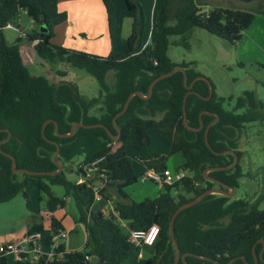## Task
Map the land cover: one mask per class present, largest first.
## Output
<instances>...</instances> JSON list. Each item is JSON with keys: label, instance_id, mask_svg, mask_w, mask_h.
Here are the masks:
<instances>
[{"label": "trees", "instance_id": "obj_1", "mask_svg": "<svg viewBox=\"0 0 264 264\" xmlns=\"http://www.w3.org/2000/svg\"><path fill=\"white\" fill-rule=\"evenodd\" d=\"M107 14L111 36L115 32L114 5L111 0H101ZM251 2L255 0H237ZM58 0H0V129L7 128L11 138L1 144L3 151L16 160L17 168L36 171L56 169L52 155L59 144L57 159L63 163V170L53 175H29L14 173L11 159L0 152V203L12 200L33 183L38 198L45 203L49 215L52 236L62 229L53 212L65 206L67 200L74 202V220L82 223L87 231V242L80 250L66 251L63 243L53 248L54 255L49 261L37 264H91L96 256L102 264H121L136 247L128 240L131 230H146L151 224L159 226L158 240L153 246L145 264H174L175 249L171 243L168 228L174 210L181 203L199 195L207 188L216 186L204 178L203 171L211 166H225L233 161V155L212 152L204 142V130L214 118L203 113L204 127L191 131L183 125V97L188 89L184 86L183 72L176 71L155 83L149 98L134 95L126 111L116 118L120 128L118 140H114L103 127H77L72 136H57L58 131L66 133L73 122L84 124L101 123L117 135L113 117L119 112L132 91L147 94L149 83L158 75L169 72L176 66L186 69L187 84L201 75L191 63L175 62L168 55L169 38L179 35L186 42L195 28L220 37L235 45L242 32L254 18L251 10L213 6L202 11L208 4L204 0H163L161 15L153 23L154 41L145 44V14L140 0H125L126 10L132 16L131 30L126 38L123 52H110L102 56L82 50L54 44V27L67 19L66 11L58 9ZM20 10L45 31L25 34L33 43L34 50L42 59H58L78 69H84L99 84V94L85 98L72 82H51L47 77L32 75L24 64L20 52L22 38L8 43L2 30ZM264 15V8L259 10ZM108 71H114V82H106ZM60 77L64 72H58ZM264 87V80L261 82ZM192 90L202 96L208 95V84L198 79ZM233 97L218 96L214 92L209 99L190 93L186 99V120L192 127L199 126L200 113L204 110L217 112L219 120L208 131V142L214 151L233 150L239 157L237 165L230 170H214L208 174L230 186L238 188L239 179L244 175L240 163L245 154L239 148V140L245 125L264 121V104L254 92L244 91L238 96L231 109L225 103ZM155 129L159 138L168 145V154L181 153V168L189 169L191 175L171 185H163L153 200L137 202L131 199L125 188L136 183L138 175L133 170L127 149L134 147L146 150L151 144L149 131ZM7 133L0 131V140ZM52 141V142H51ZM114 143H118L115 148ZM80 156L81 162L75 169L73 158ZM165 156L149 152L146 159L148 169L162 170ZM73 171L74 179H68L64 166ZM85 167H90L87 170ZM71 168V169H70ZM82 181H79V180ZM98 183L99 185H96ZM178 184L191 193V197L179 195L174 198L171 187ZM54 186L63 189L62 194ZM107 200L115 199L114 212L105 215L94 210L95 195ZM121 222H125L124 231ZM41 222L30 232L40 231ZM174 234L181 253L191 252L204 255L217 264H226L229 259L244 256L253 263L264 264V209L247 197L229 198L210 194L200 202L183 209L175 218ZM263 240V242L260 241ZM48 243L51 242L49 239ZM212 260L187 255V264H213ZM0 264H6V256L0 257ZM16 264H34L18 260ZM178 264H185L181 259ZM232 264H246L236 259Z\"/></svg>", "mask_w": 264, "mask_h": 264}, {"label": "rangeland", "instance_id": "obj_2", "mask_svg": "<svg viewBox=\"0 0 264 264\" xmlns=\"http://www.w3.org/2000/svg\"><path fill=\"white\" fill-rule=\"evenodd\" d=\"M204 1H207L208 4L202 6V11H208L213 6L240 8L253 11L254 18L242 32L240 40L235 45L199 28L191 31L186 42L181 41L179 35H173L169 38V57L178 63H191L190 67L195 68L201 73V76L206 77L211 82L214 92L218 96L227 97L231 95L233 97L232 101L225 103V107L228 109L232 108L236 98L242 95L244 91L254 92L255 96L264 104V87L261 84L264 80V15L259 11L261 7L264 8V0L251 2L237 0ZM143 2L145 8H148L152 3L150 0H143ZM9 25L2 30L3 37L8 43L15 42L19 37L22 38V58L32 75L47 77L54 83L62 80L72 82L77 86L80 95L85 98L99 94L98 82L84 69H78L58 59H42L37 55L33 43L29 42L24 35L37 31L39 27L24 10H20L9 22ZM144 41L145 44H152L154 41L153 23L150 24L149 20L145 25ZM78 45L80 44L78 43ZM58 72H64L65 76L60 77ZM105 79L109 85H112L115 80L114 71H108ZM149 135L151 144L148 149L143 150L134 147L127 149V155L131 158L132 167L134 172L138 173V178L142 177L147 171L144 161L147 159L149 152H156L165 156L164 165L172 174H176L178 170L182 169V154H168V145L159 138L155 129H151ZM116 146H118V143H114L113 147ZM239 148L245 153L240 160L244 168V175L239 179L235 197L245 196L250 201L256 202L259 208L264 209V121L245 125V131L239 140ZM80 162V156L73 158V169ZM68 169L69 167L65 165L66 177L74 179L75 174L73 171L69 172ZM186 174L189 176L191 172L187 171ZM147 183L151 186L150 190L158 185L149 179H147ZM53 189L57 194L63 193L60 186H54ZM170 189V193L174 198L179 195L192 196L191 193L182 188L181 184ZM25 192L26 198L22 193H19L12 200L0 203V245L1 243L16 241V235L21 231L19 227L26 223H32L31 219L37 215L42 217L40 220L43 226L41 230V234H43L42 244L46 248L48 247L49 250L60 242L72 251L85 243L87 232L82 223L74 220L76 206L73 201L67 200L65 206L61 209L58 208L54 213L56 218L62 219L64 231L62 235L60 232L59 235L52 238L51 229L48 225L49 220L46 218L45 203L39 201L36 186L33 183H28ZM129 197L131 196L129 195ZM49 239L52 241L47 243ZM147 248H151L150 251H147ZM151 251L152 247L142 246V258L139 259L142 262L141 264H144V260L150 256ZM137 252V249L134 248L130 253L137 256ZM14 256L13 253H7L6 264H14ZM131 261L134 262L133 264H137V260L131 257L121 264H128L127 262Z\"/></svg>", "mask_w": 264, "mask_h": 264}, {"label": "crops", "instance_id": "obj_3", "mask_svg": "<svg viewBox=\"0 0 264 264\" xmlns=\"http://www.w3.org/2000/svg\"><path fill=\"white\" fill-rule=\"evenodd\" d=\"M111 1L114 5V16L116 22L114 36L110 35L108 23H107L106 10L101 0H58L57 3L58 9L61 11H66L67 19L64 22L54 27V37L52 38V42L54 44L68 46V48L71 49L76 48L77 50H82V51L86 50V52L90 51L89 53L102 55V56H105L112 51L119 53L123 52L126 48V38L131 30L132 16L126 10L125 0H111ZM150 1L152 3H150L148 8H145L143 0H140L145 14V25L148 20L150 24L154 23L162 13L163 0H150ZM78 43L80 45H78ZM87 48H91V49H87ZM20 52H21V46H20ZM49 80L53 82L51 79ZM144 166H146V160L144 161ZM147 170L149 169L147 168ZM137 174L138 173H136V175ZM138 179H139V181L137 180L138 182L125 188L126 193H128L131 196L130 198H132L134 201L145 202L148 200H153L155 199V197L158 195L159 192L164 190L163 185H159V184L157 185L156 188L150 190L151 186L150 184L147 183V179H144V175ZM96 185L99 184L96 183ZM115 199L116 198H113V200L112 199L107 200L101 197L99 200L94 201V203L92 204V208L94 210L101 211L105 215H109L114 212ZM57 210L58 209H56L53 212L54 217H55L54 213ZM46 218L47 220H49V215L47 210H46ZM41 219L42 217H39V215H37L31 219L33 221L32 223H26L21 227H19L21 228V231L16 235L17 240L20 239L24 234L30 232L33 226L41 222L40 221ZM56 219L59 220L60 225L62 227V229H60L62 235L64 231L62 226V219H58V218ZM48 225L50 227V220L48 222ZM126 225L127 224L125 222H121V226L124 231L127 230ZM42 229L43 226L40 229V233ZM42 235L43 234H41L42 250L45 253H51L53 251V248L49 250L48 247L46 248L42 244L43 241ZM86 242L87 240L81 247L75 250L82 249L85 246ZM148 247H152L153 250V246H148ZM150 249L151 248H147V251H150ZM65 250L72 251L67 249L66 247ZM137 251L139 252L138 249ZM138 252H137V256L133 253H129L128 259L131 257L137 260V264H141L142 262H140L139 259L142 258V252H141V257L138 256ZM135 256L136 258H134ZM14 257H15L14 264H16L18 259L16 258V256ZM127 263L133 264L134 262L131 261ZM144 264H145V260H144Z\"/></svg>", "mask_w": 264, "mask_h": 264}, {"label": "water", "instance_id": "obj_4", "mask_svg": "<svg viewBox=\"0 0 264 264\" xmlns=\"http://www.w3.org/2000/svg\"><path fill=\"white\" fill-rule=\"evenodd\" d=\"M45 30H46V28L43 25H40L39 26V31H45ZM176 71L183 72V82H184V86L188 89V91L184 94L183 104H182V109H183V125L187 129H189L191 131H198V130H200V129H202L204 127L203 121L201 119V115L203 113H207V114L213 115L214 118L205 127V130H204V142H205L206 146L212 152H214L215 154L222 155V154H225V153H230V154L233 155V161L230 164H228L226 166H212V167H208V168H206L204 170V172H203L204 178L207 179V180H210V181L215 182L217 184L216 186L211 187V188H207L204 191H202L199 195H197L195 197H192L189 200L181 203L179 206H177V208L174 210V212L171 215V218H170V221H169L168 234H169L171 243H172V245H173V247L175 249L174 264H178V262H179L180 259L185 264H187V262L185 261V257L187 255H193L195 257H198V258H201V259H206V260H212V259L209 258V257H207V256L199 255V254H194V253H191V252L181 253L180 248H179L178 243H177L176 238H175V234H174V221H175L176 216L183 209H185L187 207H190V206H192V205L200 202L207 195H210V194L223 195V196H227L229 198L235 197V195H236V188L234 186H230V185L226 184L225 182H223V181H221L219 179H216V178H214V177H212V176H210L208 174V172L214 171V170H229V169H232V168H234L237 165L238 160H239L238 155L233 150L227 149V150H224V151H214L210 147V145H209V142H208V131H209V128L211 127V125H213L214 123H216L219 120V114L217 112H210V111H207V110L202 111L200 113V116H199L200 117V119H199L200 123H199V126L198 127H192V126L188 125L187 120H186V109H185V107H186V99H187V96L190 93H195V94H197L198 96H200L203 99H209L211 97V95H212L213 86H212L211 82L206 77L199 75V76L195 77L189 84H187V73H186V69L184 67H181V66H176L172 70H170L169 72H166V73H163V74H160V75L156 76L149 83V86H148V89H147V94L144 95L140 91H132L131 93L128 94V96H127V98H126V100H125V102H124L121 110L119 112H117L115 114V116L113 117V125H114L115 129L117 130V135H115V136L112 134V132L110 131V129L108 127H106L104 124H101V123L84 124L81 121L73 122L71 124L70 129H69L68 132H66V133H60L58 131V124H57V122L55 120H52V119H48V120H46L43 123V125H42V134L44 136V128H45L46 124L48 122L52 121V122H54L55 133L57 134V136H60V137H69V136H72L74 134V132H75V129L77 127H79V126H81V127H87V128L103 127L114 140H118V138L120 136V128L116 124V118L118 116H120L121 114H123L126 111V109L128 108V105H129L132 97L134 95H138V96H140L143 99L149 98L151 96V94H152V90H153V87H154L155 83L158 82L160 79H162L164 77H167V76L172 75ZM198 79H201V80H204V81L207 82V84H208V91H209L207 96H202L198 92L192 90V86H193L194 82L196 80H198ZM62 81L63 82H68V81H65V80H62ZM0 131H5L7 133L6 137L0 140V152L2 154H4V155L8 156L11 159V169H12V172H14V173H26V174H29V175H53V174H58V173H60L63 170V163L57 159V156H58V153H59V144L56 143V142H53L56 145V150H55V152L52 155V162L55 164L56 169L51 170V171H36V170H29V169H26V168H17L16 167V160H15L14 156L12 154H10V153H7V152L3 151L2 148H1V144L3 142L7 141L8 139H10L12 134H11L10 130L7 129V128H1ZM260 241L263 242L262 239H260ZM252 250H253L254 261L251 264H257L259 257L262 259V252L259 254V257H258L255 254L254 247L252 248ZM236 259H242L246 264H250V263H248L246 261V259H245L244 256H238V257L231 258V259L228 260V262L226 264H232ZM90 262H91V264H102L101 260L98 259L96 256H92L90 258ZM212 263L213 264H217V261L212 260Z\"/></svg>", "mask_w": 264, "mask_h": 264}, {"label": "built area", "instance_id": "obj_5", "mask_svg": "<svg viewBox=\"0 0 264 264\" xmlns=\"http://www.w3.org/2000/svg\"><path fill=\"white\" fill-rule=\"evenodd\" d=\"M6 26H10L9 23ZM90 170V167H85ZM189 169H180L176 174L164 167L162 170L149 169L144 174V179H149L159 185H171L176 181H180L188 176L186 173ZM82 181V180H80ZM101 196L96 194L95 201L99 200ZM53 235L55 238L59 235ZM159 226L156 223L151 224L146 230H131L128 232L129 242L139 250L138 256L141 257L142 246H154L158 240ZM7 253H13L18 260L37 264L44 259L43 262L49 261L53 258L54 251L45 253L41 247V233L40 231L28 232L16 241H10L0 245V257Z\"/></svg>", "mask_w": 264, "mask_h": 264}, {"label": "flooded vegetation", "instance_id": "obj_6", "mask_svg": "<svg viewBox=\"0 0 264 264\" xmlns=\"http://www.w3.org/2000/svg\"><path fill=\"white\" fill-rule=\"evenodd\" d=\"M213 93V92H212ZM213 116V115H212ZM252 123V122H251ZM239 158V157H238ZM226 166V165H225ZM212 167V166H211ZM233 169V168H232ZM230 170V169H229ZM204 172V171H203ZM204 175V174H203Z\"/></svg>", "mask_w": 264, "mask_h": 264}]
</instances>
